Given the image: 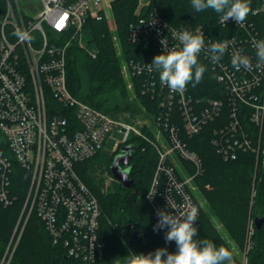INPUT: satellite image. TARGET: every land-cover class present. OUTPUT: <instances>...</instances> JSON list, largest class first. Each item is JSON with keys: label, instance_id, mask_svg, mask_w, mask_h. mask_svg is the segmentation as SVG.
<instances>
[{"label": "built area", "instance_id": "2783aa9c", "mask_svg": "<svg viewBox=\"0 0 264 264\" xmlns=\"http://www.w3.org/2000/svg\"><path fill=\"white\" fill-rule=\"evenodd\" d=\"M105 1L5 0L0 22V206L11 207L17 201L15 180L27 179L14 233L34 212L52 244L77 264H94L102 257L104 245L98 236V201L78 176L76 165L105 152L104 145L113 130L124 135L113 152L126 146L131 137L147 140L149 132L153 138L158 160L145 199L156 224L158 210L178 214L196 206L198 215L201 211L194 190L196 178L203 172L202 161L188 149L182 136L192 138L217 121L212 143L224 161H234L247 152L258 160L264 143V68H255L254 47L260 40L244 22L237 25L233 20H218L221 27L234 25L239 31L224 40L228 48L212 65L225 100L193 99L187 88L174 93L161 85L159 77L157 81L148 77L141 93L153 99L164 97L158 102L162 111L152 115L150 129L143 132V126L112 117L74 97L67 86V50L73 42L85 48L83 27L88 17L103 13L109 24L110 5ZM257 12L264 13V0ZM17 29L27 30L33 39L20 41L13 35ZM147 29L163 52L162 39L169 50L180 47L159 17L152 16ZM128 35L135 40L138 30L130 27ZM113 40L118 45L115 37ZM210 42L223 41L205 38L201 53L206 57ZM233 50L252 58V70L237 71L232 66ZM89 55L95 56L92 51ZM144 68L123 64L129 90L134 91L133 77L152 74L149 66ZM173 106L179 109L181 127L172 121ZM166 231L162 230L164 235ZM171 243L176 251L175 242ZM10 244L0 264H8Z\"/></svg>", "mask_w": 264, "mask_h": 264}, {"label": "trees", "instance_id": "16d2710c", "mask_svg": "<svg viewBox=\"0 0 264 264\" xmlns=\"http://www.w3.org/2000/svg\"><path fill=\"white\" fill-rule=\"evenodd\" d=\"M260 2L261 0H250L252 10L244 23L257 34L259 40H264V13H254ZM4 10L5 0H0V22ZM110 13L115 26L114 34L111 33L103 13L88 17L83 27V35L88 38L85 48H80L73 42L67 50V86L74 97L112 117H117L120 112H128L131 117L135 115L132 107L121 108L118 103L110 104L113 91H119L121 96H125L127 91L125 81L120 75L123 63L151 68L153 58L163 54L158 40L147 29V21L152 16L159 17L167 29H187L194 34L200 29L205 38L212 40L224 41L239 33L234 25L221 27L218 23L220 14L214 10L196 12L191 7V0H151L140 10L138 0H113L110 3ZM130 27L138 30L135 40H131L128 35ZM113 37L117 40L119 53ZM89 51L94 53V58L89 55ZM198 63L207 70L195 87L192 83L188 84L189 96L193 99L225 100L223 87L216 79L217 72L213 69V62L200 53ZM152 76L157 81L159 73L152 70L151 75L144 73L135 76L132 82L136 98L149 114L154 115L162 111L158 102L164 96L153 99L140 91L145 79ZM171 113L172 121L181 127L178 107L173 106ZM218 127L217 121L208 124L201 133L192 138H185L181 133L188 149L202 161L203 172L195 182L206 202V209L201 210L197 217L199 235L196 239H210L214 243L222 241L214 225L216 221L238 246H243L247 237L250 238L247 264H264V221L260 228L255 226V220L264 216V143L257 166L255 155L249 152L239 154L234 161H224L212 143L214 129ZM147 136V140L131 137L125 144L134 148L128 165L129 179L132 180L129 189H124L120 183L112 181L110 189L101 191V183L96 177L97 171H106L111 176L110 166L115 156L120 154L122 146L115 152H100L76 165L78 176L96 197L100 207L98 236L104 250L102 257L94 264H125L126 258L132 253L147 255L154 253L157 248L175 251L172 243L165 242L162 230L153 231L156 223L145 199L158 160L153 138L149 132ZM27 187V179H16L13 189L17 201L11 207L0 206V258L8 246L21 212ZM252 219L254 222L251 232L248 233ZM129 226L143 237L140 243L132 242L128 246L127 240L133 233ZM8 264L77 262L68 258L61 247L52 244L43 223L32 212ZM234 264H237L235 260Z\"/></svg>", "mask_w": 264, "mask_h": 264}, {"label": "clouds", "instance_id": "9594fccd", "mask_svg": "<svg viewBox=\"0 0 264 264\" xmlns=\"http://www.w3.org/2000/svg\"><path fill=\"white\" fill-rule=\"evenodd\" d=\"M191 7L196 12L214 10L220 14L222 22L233 20L242 24L251 12L250 0H191ZM183 29H171L172 38L179 41L180 47L170 50L165 39L161 40L163 54H158L151 62V70L159 73V82L171 92L183 93L188 84L195 87L203 79L207 70L198 63L199 54L205 49V37ZM20 41L29 42L33 39L27 30L17 29L14 33ZM256 69L264 68V40L254 43ZM228 48V42H210L207 53L213 63L219 62ZM231 64L239 71L241 68L252 70V58L243 55L239 50H233ZM149 199L153 194L149 191ZM199 210L191 206L189 210L172 214L166 210H158V222L153 226L154 232L167 229L164 235L166 243L175 242L176 251L169 252L167 248H157L147 255L132 253L126 258L125 264H234L233 252L223 245L217 247L210 239L197 240L199 230L196 226Z\"/></svg>", "mask_w": 264, "mask_h": 264}, {"label": "rangeland", "instance_id": "374dc122", "mask_svg": "<svg viewBox=\"0 0 264 264\" xmlns=\"http://www.w3.org/2000/svg\"><path fill=\"white\" fill-rule=\"evenodd\" d=\"M109 28L111 30V33L114 34L115 26H114L112 19L109 20ZM87 39L88 38L83 35V41L85 44H86ZM116 49H117V52L119 53V46L118 45H116ZM120 75L126 84V90H127L126 94H125V96H121L119 94V91H117V92L113 91L111 94V98H110L111 99L110 104L113 105V104L118 103L121 106V108H125V107L129 106V107H132L133 109H135L134 117H131L130 114H128V112H120V114H118L117 117H121L123 120H128L132 123H137L141 127L143 126V130L145 132L146 130L150 129L149 127H151V125L153 123L152 115L149 114L146 111V108H144L140 104L139 99L136 98L135 93L127 88L128 79L125 77L124 71L122 69H121ZM123 138H124V135L122 132H120L119 130H113L112 133L108 136L107 141L104 145L105 152L112 153L114 151V149L116 148L117 143H121L123 141ZM257 163H258V160L256 159L255 166H257ZM96 177L99 180V183H101V191H107L108 189L111 188L112 178L106 171L105 172L104 171L103 172L97 171ZM194 195H195L196 200L200 204L201 210H205L206 209V202H205L202 194L200 193V190H199L197 185H196V188L194 190ZM17 221H18V219H17ZM17 221L13 227V231H12L11 237L9 239V243L11 242V244H10L11 248H10V253L6 259V261H8V262L13 257L14 251L17 247V244H18L19 239L21 237L22 231L24 229V227L21 223L17 232L14 233V229L17 225ZM253 222H254L253 219L250 220V223L248 226V233L251 232ZM214 225H215V228L220 235V239L222 240V241H218L217 243H215L216 246L219 247V246L223 245L224 247H226L230 251H232L234 260L236 261L237 264H247V257H248L247 253L249 251V248L251 247L250 246V243H251L250 238L247 237L243 246H238L234 241H232L230 239V237L227 235V233L224 231V229L221 227V225H219L216 221H214ZM9 243H8V245H9Z\"/></svg>", "mask_w": 264, "mask_h": 264}, {"label": "water", "instance_id": "95a60500", "mask_svg": "<svg viewBox=\"0 0 264 264\" xmlns=\"http://www.w3.org/2000/svg\"><path fill=\"white\" fill-rule=\"evenodd\" d=\"M133 151V147L122 146L120 148V154L115 156L110 166V174L113 180L120 183L124 189H129L132 186V180L129 179L130 168L128 167V165ZM263 221L264 216L260 219H256V228H260ZM129 228L133 230V233L131 238L127 240L128 246H131L132 242L135 244L140 243L143 237L137 231H135L132 226H129Z\"/></svg>", "mask_w": 264, "mask_h": 264}, {"label": "crops", "instance_id": "0c3cea01", "mask_svg": "<svg viewBox=\"0 0 264 264\" xmlns=\"http://www.w3.org/2000/svg\"><path fill=\"white\" fill-rule=\"evenodd\" d=\"M113 0H106L105 3L109 4L112 2ZM151 0H138V10H140L142 7L147 6L150 3ZM101 8L105 9L106 5L104 3L101 4ZM108 15H110V10L108 12Z\"/></svg>", "mask_w": 264, "mask_h": 264}]
</instances>
